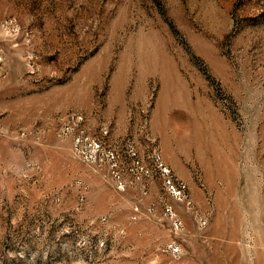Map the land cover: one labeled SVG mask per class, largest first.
<instances>
[{"label":"rangeland","instance_id":"obj_1","mask_svg":"<svg viewBox=\"0 0 264 264\" xmlns=\"http://www.w3.org/2000/svg\"><path fill=\"white\" fill-rule=\"evenodd\" d=\"M0 264H264V0H0Z\"/></svg>","mask_w":264,"mask_h":264},{"label":"built area","instance_id":"obj_2","mask_svg":"<svg viewBox=\"0 0 264 264\" xmlns=\"http://www.w3.org/2000/svg\"><path fill=\"white\" fill-rule=\"evenodd\" d=\"M167 185H169L173 190H175V189L173 188L172 183H171L170 180H167Z\"/></svg>","mask_w":264,"mask_h":264}]
</instances>
